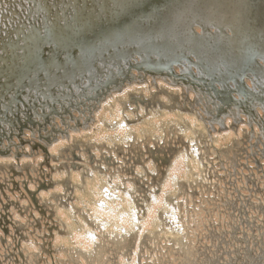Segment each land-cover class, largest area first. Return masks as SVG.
I'll return each instance as SVG.
<instances>
[{
  "label": "bare ground",
  "instance_id": "1",
  "mask_svg": "<svg viewBox=\"0 0 264 264\" xmlns=\"http://www.w3.org/2000/svg\"><path fill=\"white\" fill-rule=\"evenodd\" d=\"M43 1L0 4V113L81 75L94 90L1 124L0 264H264V101L247 115L232 81L214 97L176 78L185 51L208 81L264 92V0Z\"/></svg>",
  "mask_w": 264,
  "mask_h": 264
},
{
  "label": "water",
  "instance_id": "2",
  "mask_svg": "<svg viewBox=\"0 0 264 264\" xmlns=\"http://www.w3.org/2000/svg\"><path fill=\"white\" fill-rule=\"evenodd\" d=\"M29 1H31L32 3H33V6L35 5V3H36V0H29ZM54 2L55 0H45V4L46 3H48V2ZM41 2H44L43 0H41ZM33 6L29 9V12L27 13V15L28 14H32L33 13ZM45 6V5H44ZM46 7H47V5H46ZM33 15V14H32ZM30 25V24H29ZM7 26V25H6ZM202 29V31H203V34H197V35H207V36H209V40L212 42V39H211V35H215V36H217V35H223V36H226L225 35V33L224 32H222L221 31V29H218L215 33H210V32H208L207 30H205V29H203V28H201ZM10 33H11V26H8L7 28H5V29H3V34L1 35L0 34V43H2L3 42V39H4V37H5V35H10ZM195 36H196V34H195ZM230 36V35H229ZM25 45H27V44H29V42H23ZM4 45H6V46H9V48H6L5 49V55L11 50V48H12V46H11V44H9V43H4L3 44V46ZM195 44H192L191 45V48L192 49H194L195 48ZM252 51L255 53V54H258L257 53V50H255V49H252ZM182 54H184V53H182ZM197 58V57H196ZM142 60H143V58H141ZM4 60V59H3ZM173 60H176V59H173ZM197 61H198V59H197ZM198 63L199 64H201V62L200 61H198ZM253 64H254V67H255V70H258V71H260V70H263L264 71V68H262L258 63H257V60H256V57L255 58H253ZM132 67H135V68H137V69H143V70H145L146 72L148 71V72H152V71H154L152 68L150 69V68H148V67H146V65H144V68H143V66L141 65V66H137V65H131ZM253 69V68H252ZM159 71V70H158ZM164 71H169V66L167 67V68H165V70ZM166 72V73H167ZM246 72H249V71H246ZM251 73V72H250ZM244 73H242V72H238V73H235L234 74V76H233V79H231L233 82H235V89H236V91L238 92V94H241V93H243L244 95H243V97H242V99L243 100H241V101H237V103H236V101H233V102H235V104H238V105H240L241 106V108H243L244 109V112H246L247 113V115H250V114H252L251 113V111H250V107H249V104H248V100L249 99H254V100H258L259 102L260 101H264V92L263 91H261L260 90V86L257 84L256 85V90H251V89H249L248 87H246L245 85L243 86V84L240 82V78L242 77V75H243ZM96 79H97V77H96ZM184 79H186V78H184ZM253 82V81H252ZM255 82V81H254ZM15 84V86H11V88L12 89H15L16 87H17V83H14ZM78 84V83H77ZM77 84L75 85V84H73L72 85V87H76V88H78V86H77ZM256 84V83H255ZM210 84H208V86H209ZM56 87H61V84H58V85H56ZM89 87L91 88V89H93V84L92 83H90V85H89ZM210 88V87H209ZM56 90H59L58 88L56 89ZM55 89L53 90V91H56ZM94 90V89H93ZM211 90H212V92H214V94H217V92H215V90L213 89V87H211ZM78 91H80V92H78V94L76 95L75 93H73V92H71V91H69L68 93H66L65 91H56V93H58V96L57 97H55L54 96V92H51V94H52V98L50 99V100H48V99H46V98H43L42 99V101L41 100H39V104H40V106L38 107L40 110H42L41 109V106H47V108H49V110H51L52 109V104L53 103H58V105L59 106H61V108L62 109H64V105L62 106L60 103H59V100H61V99H65V102H68V101H70L71 99H73V98H75V97H79V96H81L82 94H83V91H81L80 89H78ZM32 91L31 90H28V93H31ZM36 93V92H35ZM219 94H226L227 95V92L225 91V90H223V91H221V92H218ZM15 100H16V98H14ZM229 100H230V98H229ZM31 101V100H30ZM232 101V100H231ZM64 102V103H65ZM250 102V101H249ZM68 104V103H67ZM218 110V109H217ZM51 111H54V110H51ZM19 112L21 113V116H18V114H19ZM35 114H36V112H35V104H34V102L33 101H31V102H28L27 103V105L26 106H24L23 107V109L22 110H18L17 108H12V107H10V108H7V109H5L3 112H1L0 113V123L1 124H6V126L7 125H12L13 124V122L14 123H18V126H21V123L22 122H27V123H31V117L32 116H35ZM40 116L42 117V118H44L43 116H44V114H40ZM18 117H20V118H18ZM0 135H2V130L0 131ZM3 152V150H0V153H2ZM167 163V160H165L164 161V163L163 164H166ZM162 174H164V172H161ZM156 179H161L160 177H158L157 176V178Z\"/></svg>",
  "mask_w": 264,
  "mask_h": 264
}]
</instances>
